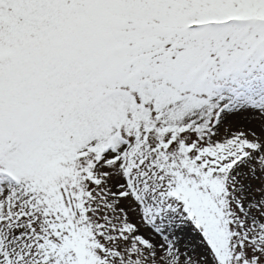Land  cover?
<instances>
[{
	"label": "snow or ice",
	"instance_id": "snow-or-ice-1",
	"mask_svg": "<svg viewBox=\"0 0 264 264\" xmlns=\"http://www.w3.org/2000/svg\"><path fill=\"white\" fill-rule=\"evenodd\" d=\"M0 264H264V0H0Z\"/></svg>",
	"mask_w": 264,
	"mask_h": 264
}]
</instances>
